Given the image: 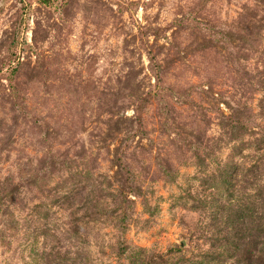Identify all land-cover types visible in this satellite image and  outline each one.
<instances>
[{
  "label": "rangeland",
  "instance_id": "1",
  "mask_svg": "<svg viewBox=\"0 0 264 264\" xmlns=\"http://www.w3.org/2000/svg\"><path fill=\"white\" fill-rule=\"evenodd\" d=\"M0 264H264V0H0Z\"/></svg>",
  "mask_w": 264,
  "mask_h": 264
}]
</instances>
